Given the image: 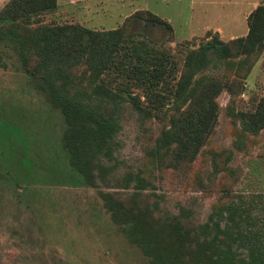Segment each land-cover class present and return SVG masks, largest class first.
I'll return each mask as SVG.
<instances>
[{
  "label": "trees",
  "instance_id": "trees-1",
  "mask_svg": "<svg viewBox=\"0 0 264 264\" xmlns=\"http://www.w3.org/2000/svg\"><path fill=\"white\" fill-rule=\"evenodd\" d=\"M56 5L57 0H8L0 9V43L16 51L27 76L60 111L61 149L80 180L91 186L132 188L102 190L100 196L111 220L140 249L146 264H264V194H238L214 204L198 221L189 208L173 212L161 207L157 198L146 199L143 190L154 187L142 173L117 176V135L129 107L139 115L157 108L162 112L158 117L168 107V124L151 151L171 163L193 159L213 132L216 95L225 87L232 96L241 84L223 70L209 71L234 57L244 63L263 49L264 3L247 14L244 35L224 41L208 29L205 41L186 48L179 62L163 39H153L142 29L127 30L130 20L139 19L144 26L162 27L166 39L173 40L170 22L148 9H136L108 29L79 23L31 24L32 16ZM84 74L89 90L73 86ZM133 88L141 90L139 96ZM141 96L149 105H142ZM235 116L240 121L235 142L239 146L244 134L264 128V98L252 111ZM2 160L0 153V178L8 173Z\"/></svg>",
  "mask_w": 264,
  "mask_h": 264
},
{
  "label": "rangeland",
  "instance_id": "rangeland-1",
  "mask_svg": "<svg viewBox=\"0 0 264 264\" xmlns=\"http://www.w3.org/2000/svg\"><path fill=\"white\" fill-rule=\"evenodd\" d=\"M7 1L0 0V9ZM259 3L264 0H57L55 8L32 16L30 22L108 29L134 10L148 9L170 22L173 40L166 39L162 27L144 26L139 19L130 20L127 30L142 29L153 39H163L179 62L186 48L205 41L206 25H221L217 32L224 41L244 35L246 16ZM241 62L234 57L209 71L223 70L241 84L232 96L225 87L220 89L213 132L187 163H171L151 151L168 124V107L162 117L157 108H151L150 115L124 109L117 135V176L142 173L154 187L143 190L146 199L157 198L173 212L189 208L198 221L214 204L238 194H264V128L257 134L247 132L240 145L235 144L240 128L236 113L252 111L264 98V47ZM88 80L86 74L79 75L73 86L89 90ZM133 92L139 96L141 90ZM141 99L142 105H149ZM62 127L60 111L27 76L16 51L0 43V153L5 160L1 166L8 170L0 178V264H146L140 249L111 220L100 196L102 190L132 188L83 183L64 157Z\"/></svg>",
  "mask_w": 264,
  "mask_h": 264
},
{
  "label": "crops",
  "instance_id": "crops-1",
  "mask_svg": "<svg viewBox=\"0 0 264 264\" xmlns=\"http://www.w3.org/2000/svg\"><path fill=\"white\" fill-rule=\"evenodd\" d=\"M205 27H207V29H210V28L212 29V28H213V29H212L213 31H222V29H221L222 26H221V25H214V26L206 25V26H204V28H205ZM219 33H220V32H219ZM230 33H231V32H230Z\"/></svg>",
  "mask_w": 264,
  "mask_h": 264
}]
</instances>
